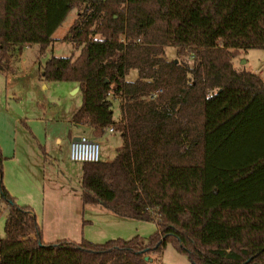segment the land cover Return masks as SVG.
<instances>
[{
  "label": "trees",
  "instance_id": "1",
  "mask_svg": "<svg viewBox=\"0 0 264 264\" xmlns=\"http://www.w3.org/2000/svg\"><path fill=\"white\" fill-rule=\"evenodd\" d=\"M73 8L64 39L79 53L51 56L41 78L77 83L72 123L123 140L111 161L81 163L82 204L157 229L44 242L32 208L2 183L0 146V264H149L169 241L190 264H264V80L232 62L264 47V0H0V71L14 70L19 46L43 54Z\"/></svg>",
  "mask_w": 264,
  "mask_h": 264
},
{
  "label": "rangeland",
  "instance_id": "2",
  "mask_svg": "<svg viewBox=\"0 0 264 264\" xmlns=\"http://www.w3.org/2000/svg\"><path fill=\"white\" fill-rule=\"evenodd\" d=\"M76 15L75 8L69 11L64 21L53 32L51 43L43 54L39 53L37 44L19 46L13 51L11 58L16 71H0V141L5 144L4 150L12 147L18 156L16 162L11 158L12 155L4 159L2 183L5 186L4 180L9 181V177L15 180V176L20 175L26 184L36 185L40 190H44V202L49 199L50 194L56 195L58 187H62L65 197L80 194L81 163L69 160L68 137L69 130L73 129L69 122L70 114L79 106L78 96L70 94L69 82H43L37 74V61H40L42 66L51 56L78 55L79 49H74L72 42L64 39ZM164 49L168 60L176 58L174 46L166 45ZM232 62L236 69L261 73L264 79V47L238 49V54ZM136 77L137 72L132 69L126 75V80L131 81ZM117 103L115 101L112 108L114 118L118 117ZM56 137H60L61 143L56 142ZM88 137L100 142V160L106 162L114 158L117 148L123 143L119 132L110 133L100 139L95 136ZM9 186L16 192L14 185ZM72 188H77L78 193L70 192L69 189ZM40 190L35 189L32 196L37 202L34 206L41 223L43 193L41 194ZM84 207V218L93 220L92 223H85V238L94 243H103L115 238L130 239L135 235L144 238L157 229L153 221L123 218L92 204ZM6 214L7 207L1 200L0 192V239L5 235ZM149 258V264H190L185 256L174 249L170 241L160 254L151 253Z\"/></svg>",
  "mask_w": 264,
  "mask_h": 264
},
{
  "label": "crops",
  "instance_id": "3",
  "mask_svg": "<svg viewBox=\"0 0 264 264\" xmlns=\"http://www.w3.org/2000/svg\"><path fill=\"white\" fill-rule=\"evenodd\" d=\"M37 64L39 65V68L37 71L38 78L39 80L44 82V80H42L41 78L42 66L40 65V61H37ZM13 66H14V70L12 72H7V73H13L16 71L15 65ZM258 74L261 76V73H258ZM69 83H70L69 85L70 94L75 95L76 97L78 96V105H79L78 108H79L81 105V99H82L81 93L79 90V85L75 82H69ZM76 110H72L70 114L69 122H71V125H73V129H70L68 132L69 143L71 139H73L74 137H78L80 135L93 136L92 129L90 127L82 126V125H75L72 123L71 117ZM116 116L118 117L114 118L115 121H117L120 117L119 105H118V112ZM109 132L110 131L108 130H104V134L102 136L105 137L106 135H109L110 133H114L115 131L110 132V133ZM100 137H97V138L100 139ZM56 142L61 143L60 137H56ZM4 145H5L4 142L0 141L2 152L4 156L6 155L5 158H8V156L12 155L11 158H13V161L16 162V158L18 156L15 152V149L12 147L10 148L8 147L7 150H4ZM15 180L11 179L10 177H9V181L4 180L6 189L9 191L11 195L14 196L17 204L30 206L34 214L37 217V214H36L37 209L34 206L37 202L34 200L32 193L35 189H38L39 191L40 190L39 187H37L36 185L26 184L22 180L20 175L17 177L15 176ZM9 185H14L16 192H13V189ZM40 191H41L40 192L41 194L43 193L42 194V205H41V215H42L41 226H42L43 241L44 242H54L60 239H70L75 242H79L82 238H85V233H84L85 223H88V222L92 223L93 220H90V219L86 220L84 218L85 207L82 204L80 194L78 196L77 194H74L73 195L74 197H71L69 195L65 197L62 187H58L56 191L57 196L56 195L53 196V194H50L48 196L49 199L46 202H44L45 196H46L45 192L43 189ZM69 191L78 193L77 188H72L71 190L69 189ZM94 206H100V205H94Z\"/></svg>",
  "mask_w": 264,
  "mask_h": 264
},
{
  "label": "built area",
  "instance_id": "4",
  "mask_svg": "<svg viewBox=\"0 0 264 264\" xmlns=\"http://www.w3.org/2000/svg\"><path fill=\"white\" fill-rule=\"evenodd\" d=\"M105 130L113 132V127L108 126ZM69 160L75 163L100 161V142L86 135L71 139L69 143Z\"/></svg>",
  "mask_w": 264,
  "mask_h": 264
},
{
  "label": "water",
  "instance_id": "5",
  "mask_svg": "<svg viewBox=\"0 0 264 264\" xmlns=\"http://www.w3.org/2000/svg\"><path fill=\"white\" fill-rule=\"evenodd\" d=\"M75 139L78 138V137H74Z\"/></svg>",
  "mask_w": 264,
  "mask_h": 264
}]
</instances>
